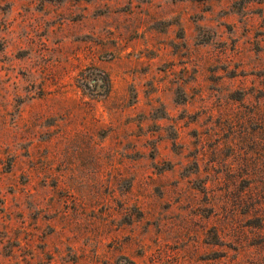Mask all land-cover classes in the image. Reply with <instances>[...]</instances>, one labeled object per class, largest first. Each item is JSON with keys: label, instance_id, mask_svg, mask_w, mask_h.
Instances as JSON below:
<instances>
[{"label": "rangeland", "instance_id": "374dc122", "mask_svg": "<svg viewBox=\"0 0 264 264\" xmlns=\"http://www.w3.org/2000/svg\"><path fill=\"white\" fill-rule=\"evenodd\" d=\"M0 0V264H264V0Z\"/></svg>", "mask_w": 264, "mask_h": 264}, {"label": "crops", "instance_id": "0c3cea01", "mask_svg": "<svg viewBox=\"0 0 264 264\" xmlns=\"http://www.w3.org/2000/svg\"><path fill=\"white\" fill-rule=\"evenodd\" d=\"M142 5H145L147 0H145V3L143 1H139Z\"/></svg>", "mask_w": 264, "mask_h": 264}]
</instances>
